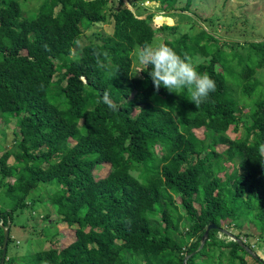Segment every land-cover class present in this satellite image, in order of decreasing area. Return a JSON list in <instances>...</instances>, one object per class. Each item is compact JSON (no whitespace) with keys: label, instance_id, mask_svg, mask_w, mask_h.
Masks as SVG:
<instances>
[{"label":"trees","instance_id":"trees-1","mask_svg":"<svg viewBox=\"0 0 264 264\" xmlns=\"http://www.w3.org/2000/svg\"><path fill=\"white\" fill-rule=\"evenodd\" d=\"M150 1L169 12L190 10L192 0ZM23 2L0 0V117L16 118L14 143L0 156L10 198L0 206V260L11 223L4 264H184L189 255L187 264H254L220 228L234 227L250 248L244 223L264 234V84L256 77L264 40L207 28L175 36L176 25L156 29V13H137L131 0H42L27 14ZM108 22L112 33L97 29L79 46ZM160 30L215 81L203 103L155 88L144 65L133 73V51ZM103 164L108 172L96 177ZM48 182L59 188L35 232L49 247L9 254L14 214L31 212L29 194ZM210 223L217 227L202 245ZM62 225L75 237L59 247Z\"/></svg>","mask_w":264,"mask_h":264},{"label":"rangeland","instance_id":"rangeland-1","mask_svg":"<svg viewBox=\"0 0 264 264\" xmlns=\"http://www.w3.org/2000/svg\"><path fill=\"white\" fill-rule=\"evenodd\" d=\"M41 2L42 0H24L21 4L23 5L25 14H27L31 9H37ZM132 2L139 3V8H136V5L132 7L137 13L144 12L143 16H146L151 12L156 13V16L154 17L156 29L166 23L169 25H176L177 28L175 30V36H179L189 29L197 33L201 29L207 28L210 32L220 38H228L245 42L248 40V36L251 39L264 40V0H192L190 10L181 11L178 9L171 10L169 12L163 10L162 5L154 1L131 0V3ZM187 3L188 0H179L180 6H185ZM126 4L128 5L129 3L127 2ZM97 29L107 33H112L114 25L112 22H108L101 24L98 27L96 26L90 28L83 35V38L79 42V46H83L85 43L93 40L95 38L94 32ZM165 32L167 33L168 31L160 30L159 33L161 36H156L154 41L163 42L164 35H168ZM135 53L136 51H133L132 53L133 73L135 75H140V70L143 65H140L137 62ZM199 60L200 58L196 57V63ZM256 77L262 82V84H264V67L257 72ZM249 108L250 106L245 108L244 112L248 111ZM137 112L138 110L134 113ZM15 129L16 118H11L10 122L5 123L3 118L0 117V156L5 150L12 147L16 137ZM197 133L200 136L205 134L203 129H198ZM229 133L233 137L236 135V133L231 130ZM222 147L223 146H219V150H222ZM10 161H12V158ZM228 165L231 166V164ZM109 167V164H103L102 166L97 167L94 170L95 176H104L108 172ZM221 175L224 176V173H221ZM7 178L11 181L14 180V177ZM1 181L2 173H0V183ZM58 188L59 186L56 182H48L41 183L37 188L31 191L27 198V202H33L35 204V208H33L31 212L30 210L25 209L17 211L14 214V225L12 230L14 243L10 244L9 254L18 253V255H21L22 251L36 252L39 249L49 247L50 243L46 241L44 242L41 234H37L35 230L36 228H41V223L45 220L44 216L47 211H49V206H51L47 201L50 198V195ZM2 202L10 204V198L5 192V187L0 184V206L3 205ZM196 205L199 206L198 204ZM51 209H54L53 206ZM248 227H250L253 231H251L253 233L251 238H256V240H251L250 238V243L253 244L251 246L252 252H250L252 256L247 255L246 258L255 264L254 259L264 261V234H262V238L258 239V235L260 233L254 224L249 223H244L243 228L245 229L242 231H246ZM60 228L63 234L56 237L54 241L59 247H64L74 240L75 231L74 228H68L64 225ZM225 228L232 234H236L238 232L237 229L228 226L227 224ZM220 236H222V234H220ZM227 238L233 239L228 235ZM257 241L258 244H256ZM254 245L255 247H253Z\"/></svg>","mask_w":264,"mask_h":264},{"label":"clouds","instance_id":"clouds-1","mask_svg":"<svg viewBox=\"0 0 264 264\" xmlns=\"http://www.w3.org/2000/svg\"><path fill=\"white\" fill-rule=\"evenodd\" d=\"M136 59L148 68L155 88L164 87L170 92L186 91L195 105L203 103L215 90V81L198 70V64L187 55H180L174 47L162 41H151L136 49ZM264 159V144L258 147Z\"/></svg>","mask_w":264,"mask_h":264},{"label":"water","instance_id":"water-1","mask_svg":"<svg viewBox=\"0 0 264 264\" xmlns=\"http://www.w3.org/2000/svg\"><path fill=\"white\" fill-rule=\"evenodd\" d=\"M10 225L11 223H8L7 226H4V231H5V238H4V246H3V253H2V257H1V260H0V264H4L5 263V259H6V254H7V249H8V241H9V234H10ZM217 226L214 224V223H210L205 231V234L203 236V239H202V245L206 242V239L208 238L209 236V232L212 228H216ZM220 231L225 233L226 235L228 236H231L233 239L237 240L244 248H246L249 252H252L251 248L246 245L244 243V241L238 237H236L235 234H232L231 232H229L226 228L224 227H221L220 228ZM254 255V254H253ZM190 255L187 256L184 260V264H187V261L189 259Z\"/></svg>","mask_w":264,"mask_h":264}]
</instances>
